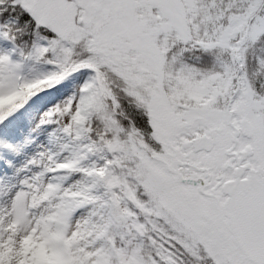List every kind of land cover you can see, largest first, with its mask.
Wrapping results in <instances>:
<instances>
[{
  "label": "snow or ice",
  "instance_id": "1",
  "mask_svg": "<svg viewBox=\"0 0 264 264\" xmlns=\"http://www.w3.org/2000/svg\"><path fill=\"white\" fill-rule=\"evenodd\" d=\"M0 264H264V0H0Z\"/></svg>",
  "mask_w": 264,
  "mask_h": 264
}]
</instances>
